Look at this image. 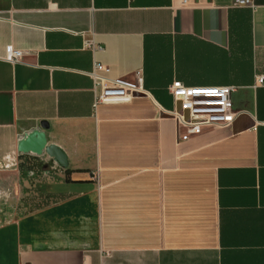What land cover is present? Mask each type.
<instances>
[{
  "label": "crops",
  "instance_id": "1",
  "mask_svg": "<svg viewBox=\"0 0 264 264\" xmlns=\"http://www.w3.org/2000/svg\"><path fill=\"white\" fill-rule=\"evenodd\" d=\"M181 1L0 0V264H264V0ZM94 61L148 93L94 106ZM176 80L234 120L177 129Z\"/></svg>",
  "mask_w": 264,
  "mask_h": 264
},
{
  "label": "built area",
  "instance_id": "2",
  "mask_svg": "<svg viewBox=\"0 0 264 264\" xmlns=\"http://www.w3.org/2000/svg\"><path fill=\"white\" fill-rule=\"evenodd\" d=\"M188 0H182L186 5ZM235 6L253 7L252 0H234ZM85 48L101 50L93 41H85ZM21 51L7 48V60L14 62L22 58ZM110 68L94 61L88 73L93 82L94 106L97 104H117L130 102L134 97L146 95L142 73L137 71L133 78L110 77ZM255 84H264V75L255 77ZM237 90L235 85L187 86L181 81H173L168 86L172 100L178 105L167 114L176 123L177 129L187 134H196L208 127H222L230 124L237 112L232 109L231 95Z\"/></svg>",
  "mask_w": 264,
  "mask_h": 264
},
{
  "label": "rangeland",
  "instance_id": "3",
  "mask_svg": "<svg viewBox=\"0 0 264 264\" xmlns=\"http://www.w3.org/2000/svg\"><path fill=\"white\" fill-rule=\"evenodd\" d=\"M33 188V190H35V192H36V189H37V187H32ZM37 193V192H36ZM10 207H13V208H16V202L15 203H11V206Z\"/></svg>",
  "mask_w": 264,
  "mask_h": 264
},
{
  "label": "water",
  "instance_id": "4",
  "mask_svg": "<svg viewBox=\"0 0 264 264\" xmlns=\"http://www.w3.org/2000/svg\"><path fill=\"white\" fill-rule=\"evenodd\" d=\"M41 125L44 126V127L47 126L46 123H41Z\"/></svg>",
  "mask_w": 264,
  "mask_h": 264
}]
</instances>
